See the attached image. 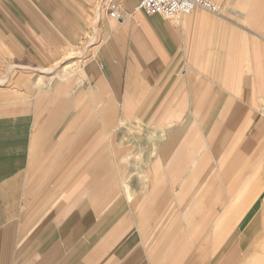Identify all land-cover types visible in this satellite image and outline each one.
Segmentation results:
<instances>
[{"label": "crops", "instance_id": "1", "mask_svg": "<svg viewBox=\"0 0 264 264\" xmlns=\"http://www.w3.org/2000/svg\"><path fill=\"white\" fill-rule=\"evenodd\" d=\"M212 1L164 17L140 0H0V264H150L140 225L173 234L175 198L189 233L194 212L209 220L210 161L242 183L208 264L253 259L264 184L237 167L264 139V0ZM62 60L78 64L46 76Z\"/></svg>", "mask_w": 264, "mask_h": 264}, {"label": "rangeland", "instance_id": "2", "mask_svg": "<svg viewBox=\"0 0 264 264\" xmlns=\"http://www.w3.org/2000/svg\"><path fill=\"white\" fill-rule=\"evenodd\" d=\"M75 60H62L52 66L45 68L46 76L51 75H59L64 76L72 71V65L75 66L78 64L74 62ZM52 69V72H47L46 70ZM33 76H37V74L41 73L39 69L30 70ZM264 102V101H263ZM263 104V103H262ZM264 133V129L262 131ZM254 149L255 155L252 160V164L247 167L244 165L247 163L246 161L240 162L238 161V171L243 173H252L254 175L255 184H264V139L261 137H257L254 139ZM222 163L220 161H210L209 165L214 167V172L217 174L215 176L216 182L212 187H210L211 191V201L212 204L210 207L211 216L209 220L206 222L205 226L201 228H196V221H198V212H194L192 216V229L189 230L185 221L187 218L182 214L183 210L181 208V204L174 199V204L172 209L166 210L168 213H173L175 218V223L173 225H166L172 228L173 234L169 233L162 234V229L165 225L161 224H143L140 225L145 230L151 229L153 232L142 231V240L139 241L138 247L146 250L148 257L146 258L150 264H185L187 260H192L188 262L189 264H208L209 261L219 256L221 252L228 247L225 241L228 233L230 232V228L232 225H223L219 223V217L223 214L224 205L228 204L234 199V193L229 190L236 188L242 182L238 178L234 180L232 184L230 182L223 185V176L218 175L219 167L222 170ZM243 164V166H242ZM218 165V166H217ZM247 168V169H246ZM229 190V192H226ZM174 197L177 193H173ZM144 203V200H142ZM192 201V199H191ZM196 213V214H195ZM169 220V219H168ZM159 229V230H157ZM261 231L260 244L256 247V243L253 245V249L255 248L256 252L253 254V259L251 261H238L236 264H262V260H264V226L259 229ZM160 237L158 242L153 239V237ZM172 237L165 241L162 240L161 237ZM198 253L197 252V249ZM183 250V251H182ZM151 254H154L153 256ZM240 254V252H239ZM219 258V257H218ZM186 263V264H188Z\"/></svg>", "mask_w": 264, "mask_h": 264}, {"label": "built area", "instance_id": "3", "mask_svg": "<svg viewBox=\"0 0 264 264\" xmlns=\"http://www.w3.org/2000/svg\"><path fill=\"white\" fill-rule=\"evenodd\" d=\"M108 7L109 16L115 17L116 4L109 1ZM137 8L146 14L158 13L164 17L189 14L197 8L218 14L220 9L219 5L212 0H140Z\"/></svg>", "mask_w": 264, "mask_h": 264}]
</instances>
